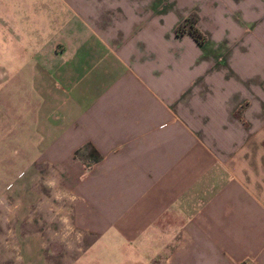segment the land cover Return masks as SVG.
Segmentation results:
<instances>
[{"label": "crops", "instance_id": "obj_1", "mask_svg": "<svg viewBox=\"0 0 264 264\" xmlns=\"http://www.w3.org/2000/svg\"><path fill=\"white\" fill-rule=\"evenodd\" d=\"M35 2L24 50L56 118L46 156L71 167L69 264H264V0ZM191 14L202 45L176 34ZM23 204L0 264H48Z\"/></svg>", "mask_w": 264, "mask_h": 264}, {"label": "rangeland", "instance_id": "obj_2", "mask_svg": "<svg viewBox=\"0 0 264 264\" xmlns=\"http://www.w3.org/2000/svg\"><path fill=\"white\" fill-rule=\"evenodd\" d=\"M29 12L34 21H40V4L35 0H0V203L4 204V209L0 208V244L10 245L14 221L22 217L16 214L17 209L30 202L31 229L42 232L46 240L48 264H69L70 259L65 254L68 256L70 242L77 233L75 229L66 235L68 228L62 218L70 217L73 227L74 201L68 197L57 200L54 193L67 190L70 195H76L71 179L65 174L71 173L70 165L46 156L54 148L52 143L57 132L54 125L57 123L54 113L48 114L47 120L44 114L37 113L38 98L31 96L34 82L30 78L29 60L32 59L24 50L31 38L23 34L24 15ZM42 101L53 104L52 99ZM29 173L32 174L30 196L25 193L28 192ZM46 179H56L59 183L56 188H49L45 185ZM3 220L7 226H1ZM18 256L21 257L17 251L15 259ZM33 257L32 262L39 264Z\"/></svg>", "mask_w": 264, "mask_h": 264}, {"label": "trees", "instance_id": "obj_3", "mask_svg": "<svg viewBox=\"0 0 264 264\" xmlns=\"http://www.w3.org/2000/svg\"><path fill=\"white\" fill-rule=\"evenodd\" d=\"M199 17L197 14H191L186 17L176 28V34L182 36L184 34L191 35L199 44H204L207 36L198 26Z\"/></svg>", "mask_w": 264, "mask_h": 264}, {"label": "clouds", "instance_id": "obj_4", "mask_svg": "<svg viewBox=\"0 0 264 264\" xmlns=\"http://www.w3.org/2000/svg\"><path fill=\"white\" fill-rule=\"evenodd\" d=\"M59 181L56 180V179H46L45 180V185L49 188H56L57 185H58ZM54 197L55 199L57 200H60L62 198H65V197H68L70 198L72 201H75L76 197L74 195H70L67 190H61V191H57L54 193ZM62 222L65 224V226L68 228V233L67 234H70L71 231L73 230L72 229V225L70 223V217H64L62 218ZM19 260H22V257H17V261Z\"/></svg>", "mask_w": 264, "mask_h": 264}]
</instances>
